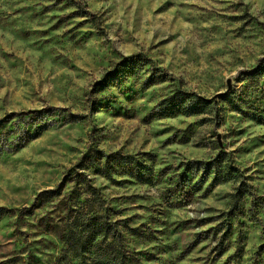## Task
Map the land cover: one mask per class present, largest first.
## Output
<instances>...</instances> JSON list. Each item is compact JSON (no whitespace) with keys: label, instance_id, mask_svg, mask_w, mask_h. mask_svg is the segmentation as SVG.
I'll return each instance as SVG.
<instances>
[{"label":"rangeland","instance_id":"rangeland-1","mask_svg":"<svg viewBox=\"0 0 264 264\" xmlns=\"http://www.w3.org/2000/svg\"><path fill=\"white\" fill-rule=\"evenodd\" d=\"M128 58L133 73L98 93ZM181 93L211 104L164 113ZM251 116L264 118V0H0V264H79L62 236L84 174L128 264H264ZM233 167L249 187L223 181Z\"/></svg>","mask_w":264,"mask_h":264},{"label":"trees","instance_id":"trees-1","mask_svg":"<svg viewBox=\"0 0 264 264\" xmlns=\"http://www.w3.org/2000/svg\"><path fill=\"white\" fill-rule=\"evenodd\" d=\"M135 60L128 58L117 64L116 69L107 74L104 81L97 84L99 86L97 92L104 91L108 80L116 78L122 71L133 73L131 65ZM256 73L259 72L257 70L248 71L246 75L255 76ZM170 101L171 108L169 112L164 111V113L188 116L202 113L211 104L210 100H204L187 93L178 94ZM251 119L259 124H264V118L251 116ZM3 124L4 121H1L0 127ZM130 159L133 158L130 157ZM231 172L236 173L237 176H231V178L223 180L224 182L230 179H240L243 186L249 187L245 182L247 179L239 168L233 167ZM102 173L109 180L113 179L108 169H104ZM126 174L132 175V172L127 171ZM239 190V198L248 194V190L241 188ZM63 193L64 187L60 185L54 190L43 192L40 198H44V202H50L61 197ZM113 215L114 210L101 190L93 184V180L88 174H84L82 179L77 180L76 190L71 193L68 199L62 236L65 259L70 257L79 264H128L129 251L122 231V223L114 219Z\"/></svg>","mask_w":264,"mask_h":264}]
</instances>
